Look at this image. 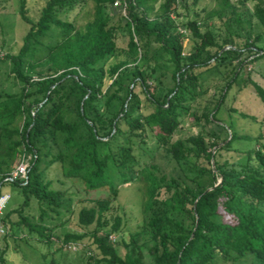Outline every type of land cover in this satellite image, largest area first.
I'll return each mask as SVG.
<instances>
[{
  "label": "trees",
  "instance_id": "1",
  "mask_svg": "<svg viewBox=\"0 0 264 264\" xmlns=\"http://www.w3.org/2000/svg\"><path fill=\"white\" fill-rule=\"evenodd\" d=\"M114 1L92 0V17L78 27L64 17L87 0H44L36 17L19 0L26 30L3 61L21 88L0 96V193L3 185L14 186L22 202L5 210L3 240L22 228L46 246L60 243L58 250L87 238L90 250L77 264H144L141 231L125 241L122 219L112 214L120 188L143 180L142 231L152 264H215L217 258L229 264L249 254L253 264H264V131L239 135L216 117L234 86L251 87L264 127V87L246 69L249 58L264 59V0H217L216 9L181 23L186 0H126L124 15ZM253 19L262 33L253 35ZM108 59L114 62L106 67ZM203 74H216L225 85L198 113L191 109L205 94ZM186 117L208 128L174 139ZM238 141L252 144L238 149ZM156 153L166 170L154 163ZM232 153L231 161L225 155ZM22 159H28L25 184L5 181ZM56 163L63 178L108 191L77 211L79 232L61 236L53 229L74 213L72 198L46 177ZM33 203L37 216L29 213ZM5 253L0 250V264Z\"/></svg>",
  "mask_w": 264,
  "mask_h": 264
},
{
  "label": "rangeland",
  "instance_id": "2",
  "mask_svg": "<svg viewBox=\"0 0 264 264\" xmlns=\"http://www.w3.org/2000/svg\"><path fill=\"white\" fill-rule=\"evenodd\" d=\"M30 7V15L36 17L38 9L42 6L44 0H27ZM236 3L237 0H230ZM186 10L182 7L179 9L181 17L178 22H184L187 19H191L195 13L203 15V11H210L216 9L218 6L217 0H197L193 4V0H186ZM93 2L87 0V2L68 13L64 18L68 21H74L78 27L84 25L91 17L93 13ZM19 0H0V96L4 94H16L20 91L21 85L10 74V64L8 61H3L5 53H15L20 45V39L26 30V25L20 22L17 15ZM253 4L247 3V8L252 10ZM122 14V12H120ZM119 15H116V20ZM212 23L215 27H220L223 30V26L217 18L212 19ZM253 27V35L262 33V28L258 26L256 21L251 20ZM189 44L188 39L184 41V45L187 47ZM247 64V72L250 74L252 80L264 87V59L251 62ZM247 60V61H248ZM114 59H108L105 62V66L112 64ZM204 80L202 86L205 89V94L198 98L192 105V111L202 112L203 106L207 101H213L218 98L219 91L224 87L225 81H222L216 74H203ZM108 84V82H106ZM242 112L251 116H254L257 122H253L249 119H243L237 112ZM262 104L255 96L251 87L239 88L234 86L230 90L226 98L224 99L223 106L217 114V118L220 120V125L224 127H232L239 135H245L249 137L257 136L260 131H264V127L260 124L262 117ZM205 126L204 121H201L200 125L193 122L192 119L186 117L180 125L178 131L174 135V139L185 138L191 134H197L200 132L205 133L201 126ZM203 126V127H204ZM203 130V131H202ZM227 134H230L227 130ZM251 142L238 141L233 144L235 148L245 149L251 146ZM151 145V143H149ZM154 152V151H153ZM154 163L158 164L164 170L167 169L165 160L162 158V153H156ZM225 157H233L235 160V154L225 155ZM46 177L52 181L53 188L65 190L68 196L72 198L71 208L73 210L72 215L67 216L64 219V224L53 229L55 236H61L65 232H79L76 221L77 211L83 207L89 205V200L104 198L108 196L107 189H100L95 191L86 190L84 182L79 178L66 179L62 177L61 168L58 163L54 164L47 172ZM60 181V182H59ZM62 184V185H61ZM145 183L143 180L133 184L123 185L117 197V200L113 203V215H119L122 219V226L120 235H122L125 241H129L130 234H134L141 231V235L138 238V251L141 256V260L144 264H152V258L148 253V248L151 246L148 235L142 231V226L145 223L146 214L144 213L143 201H144ZM2 193H8L10 200L6 209L12 210L17 208L21 202L22 197L16 187L11 185H3L1 187ZM29 213L37 216L36 205L33 203ZM16 219L15 215L12 217ZM10 231V229H9ZM113 240H118L117 235L112 236ZM89 241L85 238L80 245L79 249L75 252L67 250H58L60 243L52 244L50 247L38 242L35 235H28L25 229L12 230L11 235H7L3 240V236L0 237V250L6 248L5 264H77L82 252L90 250L87 248ZM119 253H123L122 248H117ZM252 255H248L242 260L236 263L229 264H253ZM215 264H223V261L219 258L216 259Z\"/></svg>",
  "mask_w": 264,
  "mask_h": 264
},
{
  "label": "built area",
  "instance_id": "3",
  "mask_svg": "<svg viewBox=\"0 0 264 264\" xmlns=\"http://www.w3.org/2000/svg\"><path fill=\"white\" fill-rule=\"evenodd\" d=\"M113 6L119 8L124 15V10L126 6V0H115L113 2ZM27 167H28V159H22L17 165L15 166L14 170L11 174L6 177L5 181H13L15 179L19 180L21 184H25L24 180L27 179ZM10 200V195L8 193H0V237L5 235L7 232V226L4 224L2 218L4 212L6 210L7 204ZM110 240H113L112 236ZM81 244L77 243H68L63 246L64 250L75 252L79 249Z\"/></svg>",
  "mask_w": 264,
  "mask_h": 264
},
{
  "label": "water",
  "instance_id": "4",
  "mask_svg": "<svg viewBox=\"0 0 264 264\" xmlns=\"http://www.w3.org/2000/svg\"><path fill=\"white\" fill-rule=\"evenodd\" d=\"M227 48H228V46H226V47L222 48V50H221V51H223V50H226ZM208 190H210V189H208ZM208 190H206V191H208Z\"/></svg>",
  "mask_w": 264,
  "mask_h": 264
}]
</instances>
